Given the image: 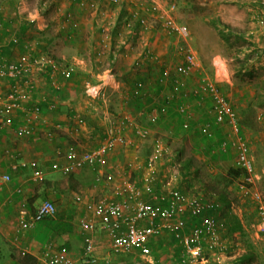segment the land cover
Segmentation results:
<instances>
[{
  "label": "rangeland",
  "instance_id": "1",
  "mask_svg": "<svg viewBox=\"0 0 264 264\" xmlns=\"http://www.w3.org/2000/svg\"><path fill=\"white\" fill-rule=\"evenodd\" d=\"M158 1L164 8L167 9H169L173 4L176 6L173 12V17L176 22H178V24H182L188 29V33L190 35L187 43L182 42V40H180L175 35L158 30L157 25L152 22V29H141L139 31V37H137L138 41L135 40L132 48L130 47L128 49L129 53H127V58L125 57L127 46L122 44V49L118 48V50L123 55L122 58L124 57V60H127L128 62L131 60V65L133 63L132 55L136 52H141L148 44H141L142 39L146 38V35H151L153 36L152 42H150L152 46L151 48H156L159 51V54H162L161 56L167 54L166 59H163V61L174 65L179 60V48L185 44H188L197 55L198 61L200 63V69L189 79L187 88L189 89L194 87L203 78L209 77L210 79H217L240 117L242 115V110H246V115L248 116V120L251 122V124L250 128L244 130L243 133L245 139L249 143L251 156L255 165L257 177L256 187L264 197V19L262 20L260 18V16L264 18V14L259 13L260 15L258 17L255 14L253 15L255 18H251L252 13H249L247 9L250 8L249 3H251V0ZM262 1L264 2V0ZM67 2L68 0H0V22L3 19L2 23L5 27L3 28L0 23L2 26L1 33L4 37V39L0 40V49L4 46H7L6 36L9 34H15L17 36V42L13 48L7 52L11 55L12 59L16 60L18 56L26 52H32L36 49L53 57L54 59L56 58L58 62H62L67 65L75 64V67L78 69L79 67H77L78 65L75 63L74 59L84 58L86 60L89 59V56L92 57L90 53H92L96 47V42L98 40L97 35L100 36L102 33L101 29H99L97 26L93 27L91 23L93 17L88 13L87 15H83L82 21L78 19V21L83 23L84 27L86 26L85 31H82L81 28L77 29L79 27L74 29L79 31V36H76V33L72 30L62 32L61 26L65 20V11H71V9L67 7L69 6L70 2ZM225 8L228 9L227 13L224 11ZM105 9L110 12L111 16L114 15L113 13L115 11L110 10L105 5L100 8V11ZM262 10L264 11V8H262ZM72 11H75L78 14L77 5L72 8ZM239 14L243 16V19L239 18L240 23L236 24L235 21H233V18L236 17L235 15ZM32 16H35L37 19H30ZM38 19L40 21H37ZM17 20H20V22ZM215 22L218 23L215 25ZM25 23H29L30 28L26 33H23L21 31L23 26L22 24ZM223 25H229L235 28L236 32L240 35L239 37L242 36L243 38H238V34L228 38L221 36L222 32L224 31L222 28ZM8 30L10 31L8 32ZM137 30H139V28ZM99 42L100 41L98 40V43ZM97 46L100 47L99 44ZM113 48H117V45L115 44ZM101 49L106 50L107 53L110 50L106 49V47H104L102 44ZM97 57L100 61V64L102 65V69H110L111 73L115 74L122 81L123 85L120 90L122 91V88L125 86V90L130 92V88L128 89L129 83L126 80L130 78L131 72L128 71L129 67L127 64L121 62L118 66H116L117 64L110 65L107 61L109 58L108 55ZM87 64L89 65L90 63ZM132 66L134 68V65ZM154 66L155 67H152V70L149 71L151 74V83L154 82L155 78L160 75V69L157 67L158 65ZM85 69L87 71L92 70L91 65L89 66V69ZM133 71L135 70L133 69ZM80 74L81 76H77V78H80L81 81H85V79L94 80V78L89 77L92 73ZM133 74L136 75V72H133ZM126 75L127 79L125 80L124 77ZM38 77L39 78H37L34 83L32 82L33 87H35L34 90L38 93V96H47V94H49V98L58 100L57 92L55 93V88L53 85H51L50 81L46 79L44 74L40 73ZM56 80L58 81L57 78ZM61 82L62 81H58V84ZM75 84H77V82H75ZM78 84L80 85L79 94H82L83 91H81V82ZM119 94L120 92L115 93L111 105L115 114H120V117H122V109L120 107L121 104L118 102L122 97ZM152 94L158 102H161V96H157L155 93ZM127 96V105L130 107L129 113L132 114L131 116L135 120V123L137 122L141 124V120H138L136 117V111L133 109V99L129 95ZM73 98L76 100L74 94ZM77 102L78 104L75 105L74 101H70L68 106L73 110L75 109V113H82L80 112L79 107L80 103L84 101L80 95ZM198 104L199 103H197L195 100H192L190 103V105H194L193 107L198 106ZM176 105L179 107V103ZM203 105L205 104L203 103ZM206 108H208V106ZM247 108H250V110H247ZM101 110L99 111L101 122H99L98 127L100 129H97L98 133L100 134H102V126L108 124L109 127L113 124L111 121H109V115H106V108L102 106ZM187 111L188 113L193 114H191L189 119H187L185 116L182 117L184 122L188 121L190 123L191 127L189 131L184 132L180 128L178 129L177 126L180 124L178 118L175 117L174 113L170 114L169 112L165 115V120H161L159 124L154 126L144 125L146 128L151 129V138L149 137L150 140L160 139V141H162L163 144L168 147V155L159 162V168H161L162 171H159L157 176H155V179L150 182V184H148V187L152 188L153 191H160L161 187L159 189V183L162 185L161 182L168 178V175L170 174L167 171H170L174 164H176L179 168L181 163H179L177 159L178 156L176 150H178L181 145L186 142V150L183 154V159H190L195 166L200 168V181L205 183L212 181L213 185L217 186L221 192H224L227 198L235 201L236 204L243 210V212L245 210L246 213H243V222L246 227L248 237L250 238L253 245L252 250H254L257 256L255 263L264 264V239H257L255 234V225L258 221V216L256 213H254V205L248 196L238 194L236 188L238 181L233 182L231 185H227V177L229 178L227 174L229 169L235 166L236 152L234 150H229L227 152H221L222 154L225 153L224 155L219 154V141L223 136L227 137L229 135V128L227 126H215L209 135H202L199 133L198 129L200 123L204 121L202 120V114H200L197 109H192V106L190 109L188 108ZM139 112L137 111L138 116ZM52 117L57 118V111L52 113ZM119 123H121V121H119ZM116 124L118 125L117 122ZM3 129L5 128H0L1 133L7 132L3 131ZM132 129V126H129V128L127 127L126 131L129 138L135 135ZM63 134L66 133L64 132ZM85 134L88 135L87 138H84V136H78L77 141L70 137L69 134H66L68 139L67 141H64V143L65 145H73L77 150H82L88 149L92 145L94 146V144H98L102 139L101 136V138L99 136L91 137L87 132H85L84 135ZM16 138H18V140L23 143L20 144L23 146L24 138ZM98 138H100V140ZM29 139H32L29 142H33L31 147L34 149V139ZM133 141L135 146L142 145L143 143V141L141 143L136 139H133ZM117 150L119 151V156H125L126 153V157L124 158H127L128 153H133L131 147L129 150L125 147H120ZM127 150L128 152H126ZM135 150L136 153L134 156H138L141 159L145 158L144 150L142 151V149L140 150L139 148H136ZM106 167L107 165L103 168H100L99 166H86L83 170L87 172L88 176L91 175V177L94 179L99 174V171ZM123 168H125L124 165ZM45 169L47 172L50 171L49 167H46ZM128 169L125 168L127 175H124V177L127 178L128 181L136 183L141 188H146L147 184L144 182L142 170H139L138 173L134 175V173L130 171V167ZM130 172L132 174H130ZM28 174H30V170L23 174L24 179L27 178ZM93 179L91 181L92 184L88 186L93 185ZM61 180V177H59L55 180V182H59ZM200 181H194L195 192L197 191V193H195L193 190H187V195L192 196L196 194H202L201 191L198 192L199 188L201 187ZM120 184H118V186H121ZM41 185L42 186L40 187L42 188L46 187L45 184L41 183ZM29 187L30 190L35 188L33 184H30ZM100 187L101 186L94 189L96 190L94 194L98 195L104 191L103 195H105L107 190ZM89 189L90 188H82L79 190V194L82 195L83 201L78 204L73 203L75 202L74 197L78 193L70 191L64 194L62 191L66 196L65 198L68 202L67 205L74 209V215H72L73 217L69 219L70 224L72 225L70 226V233L73 235H79L76 222L77 217L86 214L88 211V209H86V204L91 202L90 200L93 199L88 196V193H92L88 192ZM22 199L23 197L21 195L20 201ZM21 205H23V203ZM18 207L15 208V211H13L14 213L10 218L13 230H17L16 209ZM189 227V231H191L192 226ZM75 228L77 229V232ZM6 238L11 240L14 237L10 235ZM172 245H174L173 242ZM243 246V251L245 249L247 251L249 250L245 244ZM166 250L171 251L169 249H162L164 253L162 252L161 255L155 260H160L162 256H165ZM123 256H126V254ZM143 260H145L143 263H147V260L150 261V258L145 257ZM166 260L168 259L166 258ZM176 260L177 259H173V262ZM123 261L124 260H115L114 264Z\"/></svg>",
  "mask_w": 264,
  "mask_h": 264
},
{
  "label": "crops",
  "instance_id": "2",
  "mask_svg": "<svg viewBox=\"0 0 264 264\" xmlns=\"http://www.w3.org/2000/svg\"><path fill=\"white\" fill-rule=\"evenodd\" d=\"M94 1L99 3V8H102L105 5L110 10L115 11L113 13L114 15L111 16L110 12L107 11L106 9L103 11H98L97 14H95L94 12L83 10V7L80 6V3L81 2L86 3L87 2L86 0H68L70 4L67 7L71 9V11H65V15H64V17L69 16L70 19L75 24H78L79 28L77 29L81 28L82 31H85L86 26L84 27L83 23L78 21V19L82 21L83 15L85 14L87 15V13L89 15H92L93 17L91 22L93 27L97 26L99 29H101V33L103 29L109 28L108 32H106V38L104 37L103 34H100V36L97 35V39L100 42L98 43L97 40L96 47L94 48L93 52L90 53L92 57L89 56V59L86 60L84 58H75L74 61L78 65L77 67L79 68L77 69L75 67L76 71L73 74V76L69 79H64L61 75H55V77L58 79L59 82L62 81L61 83H59V86L61 88L59 87L58 90L55 89L56 90L55 93L57 92L58 100L49 98L48 97L49 94H47V96L44 95L39 97L40 95L38 96V93L34 90L35 87H33L32 82L34 83V81H36L37 78H39L38 75L40 73L44 74V76L46 73H48V68L40 69V71L37 72V74H35L32 78L30 77L31 79L30 86L32 88L27 85L25 86V89L29 93L30 98L27 99L25 102H23L22 107L15 112L14 123L8 127H4L0 124V128H5L3 129V131H7L5 133L0 132V264H21L20 259L24 254H30L35 259L30 261L24 260L25 264H37L43 259L45 253L48 250H50V248L53 251V254L64 253L68 258L71 259L73 264H114L115 260H124L123 262H119L117 264H190L189 262H186V260H183L182 258L186 256H183V249L180 243L168 235H164L159 238L158 237L152 238L150 240L149 245L151 249V254L149 257H147L150 258V261L147 260L148 261L147 263H143L145 261L143 260V258L145 257H143L138 251L130 253V255L126 254V256L121 255L118 257L112 251L110 239L107 237L106 233L100 228L98 218L96 217L94 218L92 207L102 197L112 196L118 184L120 183L125 184L127 182H130L128 181L127 178L124 177V175L125 176L127 175L125 168L128 169L130 167L131 169L130 171L133 172L134 175L137 174L139 170L140 171L142 170L144 178H146V174L148 173V170L146 168V159L145 158L141 159L138 156H134V154L136 153L135 149L139 148L141 150L142 147L141 145L135 146L133 141V139L139 140L141 143L142 141H144L138 137V135L136 134V129L139 127L146 128V126L141 125L137 122L136 124L134 122L135 120L131 116L132 114L129 113L130 107H128L127 105V99H128L127 95L131 97V93L128 92V90L127 91L125 90L126 89L125 86L122 88V91L120 90L123 85L122 81L115 74H112L110 69H102V65L100 64V61L98 60L97 56H100V53L102 54V56L108 55L109 58L107 59V61L110 65L117 64L116 66H118L121 62L127 64V66L129 67L128 71L131 72L130 80H128L129 83L128 89L131 87V85L133 86L134 84H136L135 83L136 78L137 81L138 78L141 79L140 76L133 74V72L135 71H133L134 68L132 65H134V67L136 66V68L137 67L144 68L146 66L155 67L154 65H156V63H151L144 60L143 53L147 48L153 50L158 56H160L161 60L166 59L167 56V54L161 56L162 54H159V51L156 48H151L152 46L150 42H152L153 36L146 35V38L142 39L141 44L148 43L147 46L145 48H143L142 46L143 50L141 52H136L132 55L133 63L130 65L131 60L129 62L127 60H124V57L122 58L123 55L118 50V48L122 49L121 45L123 44L127 46L125 55L129 53L128 49L130 47L132 48V45L135 42V40L138 41L137 37H139V31L141 29L138 27V23L133 24V26H131L130 29L124 27L122 23H119L117 25L118 27L115 26L117 24L116 22H119L120 16H122L124 13L125 15H123L122 17L124 18L125 23L129 20L130 11L133 8L128 6L132 2L128 0H122L123 5L125 6V9H123L122 6H115L111 4V2L109 3V0H93V2ZM263 3L264 2L262 0H251V3H249L250 8H247L249 13H252L251 18H255V16H253L255 14L257 16L260 15L259 13L264 14V11L262 10V8H264ZM75 5H77L78 7V14L77 12L72 11V8H74ZM251 5H255L257 8L254 9ZM227 10L228 9L225 8L224 10L225 13H227ZM98 13L100 16L98 15ZM235 16L236 17L233 16L234 17L233 21H235L236 24H239L240 23L239 18H242L243 16L240 14ZM31 18H35V16L30 17V19ZM2 21L3 19L1 20L0 23L3 26V28H5ZM17 21L20 22V20ZM37 21L40 20L38 19ZM138 28L139 30H137ZM151 28H152V23H151ZM61 29L62 32L72 30L73 32L76 33V36L77 35L79 36L78 33L79 31L74 30L72 24L67 23L66 20L63 21ZM114 30H116L117 32L113 33ZM9 31L10 30H8V32ZM98 44L100 45V47L97 46ZM101 44L104 47H106V49H110L108 53L106 52V50L101 49ZM115 44L117 45V48H113ZM12 48L13 46H9V44L1 48L0 57L9 62L14 61L15 59H12L11 55L7 53ZM39 53L42 52L36 49L31 52L32 55H37ZM112 57L114 59H112ZM125 57L127 58L128 54ZM87 63L90 64L88 65ZM73 65L76 66L75 64ZM90 65L92 70L87 71L85 68L89 69ZM157 67L160 69L159 66ZM80 73H92L89 77L94 78V80L85 79V81H81L80 78H77V76H81ZM160 75H161V70H160ZM160 75L156 77L153 82V84L156 86L154 90L157 96H162L165 93L164 87L159 83L158 80L160 78ZM146 76H148L147 73ZM46 79L50 81L49 74L48 77H46ZM156 81L158 85H156ZM75 82H77V84H75ZM79 82H81V86H82L81 91H83L82 94H79L80 93L79 91L80 85L78 84ZM149 82L150 81H148L147 83L148 89L151 87L150 85L152 84ZM87 83H90V85L92 86L94 85L98 88L102 87L103 91L106 94L105 97L96 98L89 96L86 91ZM9 90H10V81L0 79V94L5 96L7 95ZM119 92H120L119 95L122 97L120 101H118L121 104L120 107L122 109L121 112L122 117H120V114L118 115L115 114L111 105L115 93H119ZM73 94L75 95L76 100H74ZM79 95L82 97L84 101L80 103V107H79L80 112L82 113H75L74 112L75 109L73 110L72 108H70L68 104H70V101H74L75 105H77L78 104L77 100L79 98ZM35 104H40L43 107V110L41 114L34 116L31 121L29 111ZM49 104L54 105L55 109L50 110ZM163 104H164V100L158 102L156 99H154L153 102H151L150 104L144 107L145 109L139 112V116L137 115L136 112V117L138 118V120L142 121L145 119L147 115V111L150 110L152 114L154 112H157L159 113L160 116L162 115V113L160 112L161 109H159L158 107ZM204 104L205 105L198 104V106L196 107H193L194 105H191L192 109L194 110L197 109L198 112L202 114L203 116L202 120H205L208 117L209 102ZM102 106L106 108L107 110L106 115H109V121H111L113 124L110 125L109 127L108 124L102 126V134H100L98 133L97 129H100L98 128L99 122H101L99 111L102 109ZM207 106L208 108H206ZM54 111L55 112L57 111V118L52 117V113H54ZM160 117L162 121L165 120V116L164 117L160 116ZM78 118L83 120L82 124L79 123ZM29 119L31 121L29 125L32 127L33 132L30 137H26L21 135L18 132V129L28 124ZM119 121H121V123H119ZM116 122L118 123V125L116 124ZM122 123H125V125H122ZM113 126L118 130L122 129L123 134L128 138L129 141H131L132 144L122 145L115 148V150H113L108 155L107 164H106L107 167L104 168L103 170L101 169V171H99V174L94 179L93 177H91V175L88 176L87 172L83 170L88 165H86L81 170H77L76 172H73L70 175H65L60 169L54 168V164H58L60 166L66 165L67 163L66 151L69 147L74 148L73 145L70 144L65 145L64 141H67L68 139V136H66V134H69V136L74 138V140L76 141L78 139V136H84V138H87L88 135L87 134L84 135L85 132H87L91 137L92 136L102 137L101 141L98 144H94V146L92 145L88 149H82V150L76 149L77 151L82 153L85 151L95 149L100 144H102L107 136L108 129L110 127L113 128ZM126 126L128 128L129 126H132L133 128L132 130L135 135H133L131 138H129V136L127 135ZM148 130L150 132L149 137L151 138V129ZM64 132L66 134H63ZM49 133L52 135L50 136ZM16 137L24 138L23 146L20 145L23 143L20 140H18V138ZM224 137L225 136H223L220 139V141L224 139ZM29 138L34 139V145H35L34 149H32L31 147V144H33V142H29L32 139ZM100 138L98 139L100 140ZM153 140L157 141L160 139H153ZM120 147H125L128 150L131 147L133 153L131 154L128 153L127 158H124L126 157V153L125 156H119V151L117 149H119ZM128 150L126 152H128ZM58 152H61V154H58ZM219 154L222 153L220 152ZM31 162L37 163L38 168L42 171L43 177L46 180V182L33 183L35 184L34 185L35 188L30 190L29 185L32 184L31 182L33 181L32 179L33 168L30 166ZM159 162L160 160H158L157 163ZM123 165L125 166V168H123ZM159 166L160 165H158L157 167V173L155 176H157L159 171L160 172L162 171V169L159 168ZM46 167H49L50 171L47 172V170L45 169ZM22 168H27L28 170H30V174H28L27 178L25 179L23 176L24 171ZM131 172L130 174H132ZM167 172L170 173V171ZM4 175L10 176V180L4 181L2 179V176ZM99 175H103L104 177L103 181H97L100 179ZM108 176H112L113 178V180L109 183L107 182ZM59 177H61L62 180L59 182H55V180L58 179ZM169 177L170 174L168 175V178ZM168 178H166L164 181H166ZM92 179H93V185L88 186L92 184L91 182ZM179 180H180V173H179V178L175 183L176 187L179 186ZM41 183L45 184L46 187L45 188L40 187L42 186ZM72 183L73 185L77 186L76 189L78 190L77 192L78 194L75 195L74 197V201H75L73 202L74 204H78L83 201L82 195L79 194V190L82 188L84 189L90 188L88 192H92V193H88V196L90 198H93L92 200H90L91 202L86 204V209H88L86 214L77 217L76 222L78 226L77 229L79 232L78 236L70 233V229H71L70 226L72 225L70 224L69 219L73 217L72 215H74L73 214L74 209L67 205L68 202L65 198L66 196L64 195L65 193L74 191L73 189L74 187L71 186ZM161 183L163 184L164 182ZM99 186H101L100 188L107 190V193L105 195H103L104 191L98 195L94 194V192H96V190L94 189H96ZM160 187L161 185L159 183V189ZM62 191L64 192V194ZM19 192L20 195H18ZM21 195L23 199L20 201ZM78 196L81 197L80 201L76 200ZM30 198L34 199L33 200L34 203L32 206L34 209L33 214L35 213L36 208L45 201L53 202L57 208V213L55 214V216L51 218H47L42 222H38L31 229H22L20 227V222H19L20 211L22 210L21 204L25 202L27 203L28 200H30ZM228 201L230 203V204L228 203L229 211L231 210L230 212H232L234 215L240 218L244 228L246 229L243 222V213H246L245 210L243 212V210L236 204L235 201L230 200L229 198ZM16 207H18L16 209L17 230H13L11 226L10 218L14 213L13 211H15ZM254 213H255V209H254ZM28 214L29 213H27V218H30L33 215V214H29V215ZM92 218L97 221L96 230L90 233L91 236L93 237V241L95 245V251L93 253V257L96 258L97 261L94 263H87L84 259V254H85V242L83 236L84 231L79 226V222L81 219H92ZM189 226H193V225L192 224L187 225L188 231L190 228ZM10 235L14 237L11 240L6 238L7 236ZM172 242L174 243V245H172ZM162 249H169V250L172 249V250L171 251L166 250L165 256H162L160 260H155L163 252ZM166 258L168 260H166ZM172 258L177 260L173 262ZM224 259H226L225 255H219L218 263L225 261ZM204 262L207 263V260H204ZM206 263H202V264H206Z\"/></svg>",
  "mask_w": 264,
  "mask_h": 264
},
{
  "label": "built area",
  "instance_id": "3",
  "mask_svg": "<svg viewBox=\"0 0 264 264\" xmlns=\"http://www.w3.org/2000/svg\"><path fill=\"white\" fill-rule=\"evenodd\" d=\"M86 1V3H80L83 10L97 14L99 3L93 2V0ZM128 1L132 2L129 5L133 9L130 11L129 20L123 24L124 27L130 29L133 24L138 23L140 29H150L153 20L157 24L158 30L175 35L182 42L187 43L190 34L186 26L178 24L174 19L173 12L176 7L174 4L167 9L158 0ZM110 2L115 6L122 4V0H109ZM260 18L263 20L262 16ZM64 19L67 23L72 24L74 29L78 27V24H75L69 16H65ZM1 27L0 25V40L4 39ZM108 30L109 28L102 30L105 38ZM14 37L16 38L15 34H9L6 36V41L14 40ZM178 54L179 60L176 64L171 65L161 60L160 56L150 48H147L143 53L145 61L156 63L161 70L158 80L164 87L165 93L161 96V101L164 100V104L158 108L163 113L167 112L172 103H179V111L189 119L192 113H188L187 110L191 108L189 100L193 96L197 98L199 105L209 102V117L200 123L199 133L207 136L215 126H227L229 128V135L220 141L218 148L220 152L229 150L236 152L235 166L243 171V175L237 180V192L251 199L258 216L255 234L257 239H264V197L256 187L255 165L249 143L243 134L241 118L217 79L203 78L194 87L187 88L189 79L200 69V63L196 53L188 44L179 48ZM100 56H102L101 53ZM43 68L50 70V81L52 80L51 83L56 90L60 86L55 75L69 79L76 71L73 64L65 65L44 53L32 55L31 52H26L11 62L0 57V79L10 81V90L7 95L0 94V124L2 126L8 127L14 123L15 112L22 107L23 102L30 98L25 86H30V77L32 78ZM86 87V91L91 97L102 98L106 95L102 87L100 89L90 85V83H87ZM49 109L54 110L55 106L49 104ZM42 110L43 107L40 104L33 105L29 111L31 121L34 116L41 114ZM150 115L151 121L156 123L159 113L154 112ZM30 119L28 124L18 129V132L26 137H30L33 132L29 125ZM78 121L83 123L80 118ZM190 127L188 121L183 123V130L189 131ZM136 134L142 140H146L150 132L147 128L139 127L136 129ZM155 142L151 155L146 159L148 173L144 182L147 187L141 188L132 182L117 186L112 196L102 197L92 207L94 218H98L100 228L110 239L114 254L124 255L138 251L143 257H149L151 254L150 240L168 235L180 243L183 256L189 257L190 255L191 258L193 257L189 261L190 264L205 263L203 258L205 246L210 250L219 249L223 251L225 249V241L221 232L222 220L215 215L204 219L202 217L198 224L193 225L191 231L187 230V222H192L193 218H200L207 211L221 208V205L215 199L203 195H187L176 187L175 183L179 178V168L176 164L170 170V177L163 181L160 191H153L152 188L148 187V184L155 179L158 160H162L168 154V147L162 141L157 140ZM131 144V141L123 134L122 129L118 130L113 126V128L108 129L105 140L97 148L81 153L75 148L69 147L66 151V165L54 164V168L60 169L65 175L81 170L86 165L102 168L107 164L108 155L115 148ZM30 166L33 168V181L37 183L43 181V173L38 168L37 163L31 162ZM99 176L100 179L97 181H103V175ZM2 179L9 181L10 176L4 175ZM112 180V176L107 177L108 183ZM211 195L215 197V194ZM76 200L80 201L81 197L78 196ZM27 213L26 209L20 211L19 222L22 229H31L38 222L55 216L57 208L53 202L45 201L36 208L35 213L30 218H27ZM79 226L84 231V259L87 263H94L96 262V258L93 257L95 245L90 233L96 230L97 221L93 218L81 219ZM222 251L220 255H224ZM182 258L185 260V257ZM37 264H73V262L64 253L53 254L50 248Z\"/></svg>",
  "mask_w": 264,
  "mask_h": 264
},
{
  "label": "trees",
  "instance_id": "4",
  "mask_svg": "<svg viewBox=\"0 0 264 264\" xmlns=\"http://www.w3.org/2000/svg\"><path fill=\"white\" fill-rule=\"evenodd\" d=\"M120 6H122V8L125 9V6L123 5V3ZM251 6L254 9L257 8L255 5H251ZM123 15H125V13ZM122 16H120L119 22H116L117 24L115 27H118L117 25L119 23L125 24V20ZM217 23L218 22H215V25ZM22 25L23 26H22L21 31L23 33H26L28 29L30 28V24L25 23ZM222 28L224 31L222 32L221 36H225L226 38L230 36H235L238 34L236 32V29L229 25H223ZM116 32L117 31L114 30L113 33H116ZM239 36L240 35L238 34V38H243L242 36L241 37ZM16 39H17V36L16 38L14 37V40H11V41L7 40L6 45L9 44V46H14L17 42ZM112 59L114 58L112 57ZM134 70L136 72V75L140 76L141 79L138 78V81H137V78L135 79L136 84L130 87V93L133 99V109L136 112L137 111L139 112L145 109L144 107L146 105L154 101L155 97L152 93H155L154 88H156V86L153 84V82L150 85L151 87L149 89L147 86L148 81H150L149 83H151V74L149 73V71L152 70V67L146 66L144 68L142 67L136 68L135 66ZM145 72L148 74V76H146ZM48 74H50L49 69H48V73H46L45 76L48 77ZM124 79L125 80L127 79V75L124 77ZM128 80H130V78L127 79L126 81L128 82ZM156 85H158L157 81H156ZM191 100L197 101V98L193 96L192 99H190L189 101ZM247 110H250V108L249 109L247 108ZM168 112L170 114L171 113L175 114V117L178 118L180 122L179 126L177 127L178 129L180 128L181 130H183V122H184L182 118L183 114L179 111L178 105H176V103H172V105H170V108L167 110V112H163L162 115L160 116L164 117ZM151 113H152L151 110L147 111V115L145 119L141 121V124L143 123L142 125L154 126L156 124H159V122L161 121V117L158 116L156 123H153L151 121V118H152L150 115ZM208 117L206 119H208ZM240 122H241V127H242L243 132L244 130L250 128L251 122L248 120V116L246 115V110H242ZM183 131L185 132V130ZM155 143L156 142L154 140H150V138H147L146 140L143 141L141 147H142V151L144 150L145 159H147L151 155L152 153L151 149L153 148ZM185 150H186V142L183 143L178 150H176L177 156H178L177 159L179 163H181L179 166L180 180H179L178 188L184 193H186L187 190H193L195 192L194 181H200V168L195 166L190 159H185V160L183 159V154ZM22 169L24 173L28 171L27 168H22ZM242 175H243V171L237 168L236 166H234L233 168H230L227 174V176H229V178L227 177V183H228L227 185H231L233 182L237 181ZM70 180H73V179H70ZM41 182L45 183L46 180L43 179V181ZM31 183L33 184L37 182L32 181ZM200 183H201V187L199 188L198 192L201 191L202 192L201 195L205 197H209L211 199H215L217 202H219V204L221 205V208H218L216 210L207 211L200 218H193L192 222L191 221L187 222V225L198 224L202 220V217L204 219L205 217L215 215L220 220H222L223 227L221 229V232H222L223 239L225 241V249H223V251L219 249L210 250L206 248V246L204 247L203 258L207 260V263L206 262L205 263L206 264H256L255 259L257 256L254 250H252L253 249L252 242L250 238L248 237V233L246 229L244 228L240 218L234 215L232 212H230L231 210L229 211L228 209L229 201H228V198L225 196L226 194L224 192H221L217 186L213 185L212 181H208L207 182L208 184L203 181H200ZM71 186L74 187L73 188L74 192L77 193L78 192V190L76 189L77 186L73 185V183L71 184ZM195 193H197V191ZM211 194H215V197H213ZM18 195H20V192L18 193ZM33 200L34 199L30 198V200H28L27 203L26 202L23 203V205H21V209H26L29 214H33L34 212V209L32 207L34 203ZM244 244L246 245L247 249H249L248 251L246 249L244 251L242 250V248L244 247L243 246ZM221 251L224 253L227 260H225L224 262L218 263V257ZM115 255H117L118 257L121 256V254H115ZM192 258L189 255V257L187 256L185 257V260L186 262H189ZM20 260H21L20 262L21 264H25L24 260L30 261V260H35V259L30 254H24Z\"/></svg>",
  "mask_w": 264,
  "mask_h": 264
},
{
  "label": "clouds",
  "instance_id": "5",
  "mask_svg": "<svg viewBox=\"0 0 264 264\" xmlns=\"http://www.w3.org/2000/svg\"><path fill=\"white\" fill-rule=\"evenodd\" d=\"M128 7H132V6L129 5ZM98 11H100V8L98 9ZM152 22H153V20H152ZM154 23H155V22H154ZM155 24H156V23H155ZM156 25H157V24H156ZM55 60H56V58H55ZM222 89H223V87H222ZM232 105H233V104H232ZM233 107H234V106H233ZM240 118H241V117H240ZM149 136H150V135H149ZM148 138H149V137H148ZM114 150H115V149H114ZM167 155H168V154H167ZM167 155H165L164 158H165ZM164 158H163V159H164ZM163 159H162V160H163ZM160 161H161V160H160ZM158 165H159V163H157V167H158ZM156 169H157V168H156Z\"/></svg>",
  "mask_w": 264,
  "mask_h": 264
}]
</instances>
